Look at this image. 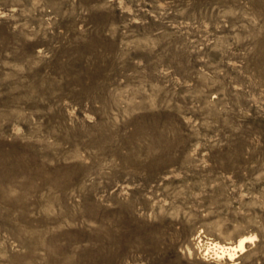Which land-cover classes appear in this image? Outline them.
Here are the masks:
<instances>
[{
  "label": "rangeland",
  "instance_id": "rangeland-1",
  "mask_svg": "<svg viewBox=\"0 0 264 264\" xmlns=\"http://www.w3.org/2000/svg\"><path fill=\"white\" fill-rule=\"evenodd\" d=\"M0 264H264V0H0Z\"/></svg>",
  "mask_w": 264,
  "mask_h": 264
},
{
  "label": "bare ground",
  "instance_id": "bare-ground-1",
  "mask_svg": "<svg viewBox=\"0 0 264 264\" xmlns=\"http://www.w3.org/2000/svg\"><path fill=\"white\" fill-rule=\"evenodd\" d=\"M245 242H247V237H245V238H242L241 240H240V242H239V248H241L242 250H243V248H244V243ZM216 246H218V244L216 245ZM238 247V246H237ZM220 248H222V252H224V253H228L229 255H230V257H232L233 256V253H231L230 251L231 250H235L236 249V246H221V245H219V249ZM238 249V248H237ZM219 251V250H218ZM218 253V252H217ZM219 254V253H218ZM222 255V254H221ZM220 255V256H221ZM218 257H219V255H217ZM233 258V257H232Z\"/></svg>",
  "mask_w": 264,
  "mask_h": 264
}]
</instances>
